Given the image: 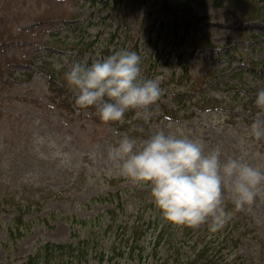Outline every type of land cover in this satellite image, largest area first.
<instances>
[{
  "label": "rangeland",
  "instance_id": "1",
  "mask_svg": "<svg viewBox=\"0 0 264 264\" xmlns=\"http://www.w3.org/2000/svg\"><path fill=\"white\" fill-rule=\"evenodd\" d=\"M252 3L196 0L191 15L184 19L189 24L177 28L168 7L174 9L177 0H0V263L20 264L47 242L66 244L88 237L89 228L74 225L62 215L94 219L108 206L88 207L93 197L133 192L138 185L120 176L108 159V149L124 136L140 143L158 130L172 131L202 141L206 150L220 146L221 159L246 154L249 163L264 168V139L249 136L255 114L250 118L242 105L232 103L233 108L221 113L194 108L193 115L182 113L176 119L163 111V107H174L178 91L188 90L193 102L201 91L226 98L227 93L201 81L214 71L227 80L245 71L239 86L243 96L255 101L264 89V79L248 70L264 60V23L253 19ZM78 23L83 25L81 31L73 29ZM77 36L92 44L84 51L83 62L92 63L116 51H135L141 57L142 77L160 78L162 95L149 108L147 119L134 115L126 121L124 117L119 126L130 128L122 130L116 122H102L94 107L75 106L71 111L51 93L39 66L47 60L52 68L68 71L78 62L76 52L61 50L55 43L72 42ZM206 38L212 46L205 45ZM195 42H199L196 48ZM181 64L196 80L194 86L173 77L180 73ZM14 72L33 77L15 80ZM115 177L124 181L117 186L107 182ZM5 197L23 205L41 202L26 218L32 220L31 229L17 243L8 240L14 211L1 203ZM139 203L130 200L127 215ZM235 210L248 216L264 237V192L251 206ZM144 246L152 254L151 231ZM110 249L104 244V250ZM262 250L264 239L255 245L244 241L238 249L244 264H264ZM110 256L104 264H161L168 258L166 250L161 257L149 255L142 262L138 256L129 262L110 260ZM84 264L99 262L92 258Z\"/></svg>",
  "mask_w": 264,
  "mask_h": 264
},
{
  "label": "trees",
  "instance_id": "2",
  "mask_svg": "<svg viewBox=\"0 0 264 264\" xmlns=\"http://www.w3.org/2000/svg\"><path fill=\"white\" fill-rule=\"evenodd\" d=\"M177 1L178 4L174 9L168 7L174 15L176 27L181 28L183 25L189 24L184 19L191 15V5L196 0ZM252 2L255 6L252 9L253 19L264 23V0H252ZM82 26L78 23L75 24L73 29L81 31ZM58 42L55 43V47L76 52L75 58L81 63H83L84 51L92 46V44L88 45L78 36L77 40L72 42L66 40ZM204 43L206 46H212L207 38L204 39ZM198 45L199 42L194 43L195 48ZM193 54L189 55L188 58L190 59ZM39 69L47 77L51 93L58 96L66 108L75 111V91L69 87L65 79L67 70L52 68L51 62L47 60L40 64ZM248 72L254 74L259 72L264 79V60L254 62ZM176 76L181 82L187 80L192 86L196 84V80L191 78L186 64H181L180 73L178 75L177 73L173 74V77ZM244 76L245 71H237L231 75L230 80H227L214 71L201 81L209 84L211 88L218 92L227 93L226 98H218L208 91H201L199 97H196V101L193 102V96L189 94L188 90L178 91L174 96V107H163L164 114L176 119L182 113H184V116L188 113H190V116L193 115L194 108L215 110L221 113L223 109L233 108L232 103H237V105H242L243 108L248 110L249 117L252 118L259 109L256 108L254 100L247 99L242 95L239 82L242 81ZM32 77V73H13L15 80H30ZM134 115H136V111L129 110L124 117L127 121ZM116 125L122 130L130 128V125L120 127L118 122H116ZM123 181V178L117 177L107 179L108 183L116 186ZM137 185L133 192L119 190L93 197L87 204L88 207L108 206L103 214L94 219H78L77 217L62 215L64 220H69L74 225L89 228V236L77 242L66 244L44 243L20 264H84L92 258L98 260L99 264H104L109 254L111 255L110 260H113L114 257L129 262L138 256L142 262L149 255L156 258L161 257L163 250H166L168 258L161 264H244L243 256L238 251L240 245L244 241H248L252 245L263 243L264 237L260 232V228L253 225L248 216L241 212L237 213L235 206L227 197L225 198L224 207L229 214V218L223 223L222 227L215 231H212L209 226L194 229L166 220L151 198L150 185ZM132 199H137L140 203L135 212L127 215V206ZM1 203L8 205L14 211V218L8 228V240L17 243L31 229L32 220L26 218L33 213L34 206L40 205L41 202L35 200L23 205L14 197H5ZM125 216H128V219ZM150 231L152 254H149V246H144V238ZM104 244L111 245V249L104 250ZM262 253H264V250H262Z\"/></svg>",
  "mask_w": 264,
  "mask_h": 264
},
{
  "label": "clouds",
  "instance_id": "3",
  "mask_svg": "<svg viewBox=\"0 0 264 264\" xmlns=\"http://www.w3.org/2000/svg\"><path fill=\"white\" fill-rule=\"evenodd\" d=\"M65 79L75 91V105L94 107L105 124L123 120L129 110L147 119L162 95L159 77H142L135 51H116L91 64L75 62ZM255 106L259 111L248 134L259 141L264 139V89ZM221 157L220 146L206 150L198 139L163 129L140 143L124 136L108 149L120 176L150 185L151 198L166 220L192 228L207 223L212 231L229 218L226 197L241 210L264 192V168L249 163L246 154Z\"/></svg>",
  "mask_w": 264,
  "mask_h": 264
}]
</instances>
